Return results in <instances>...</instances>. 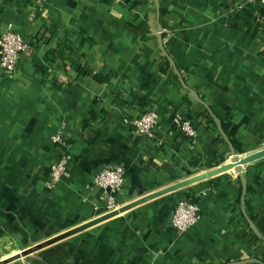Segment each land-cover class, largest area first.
Segmentation results:
<instances>
[{"label":"crops","instance_id":"1","mask_svg":"<svg viewBox=\"0 0 264 264\" xmlns=\"http://www.w3.org/2000/svg\"><path fill=\"white\" fill-rule=\"evenodd\" d=\"M159 22L186 83L236 130L237 153L264 149V3L160 0L158 17L154 0H0V36L13 26L30 42L16 73L0 69L2 260L223 264L264 258L235 169L149 197L233 157L161 50ZM150 107L159 113L152 138L124 121ZM179 111L191 115L196 140L182 130ZM62 154L68 168L53 186L51 166ZM115 164L127 170L117 209L134 205L47 244L114 211L95 177ZM244 173L252 189L246 199L264 235V157L246 164ZM192 195L200 199L201 218L179 232L176 205Z\"/></svg>","mask_w":264,"mask_h":264},{"label":"built area","instance_id":"2","mask_svg":"<svg viewBox=\"0 0 264 264\" xmlns=\"http://www.w3.org/2000/svg\"><path fill=\"white\" fill-rule=\"evenodd\" d=\"M38 2L46 0H37ZM264 3V0H250ZM30 48V42L22 32L9 26L0 36V69L8 75H13L19 67V59L22 52ZM180 126L186 135L196 140L197 129L188 112H178ZM124 121L133 126L136 132L143 137L152 138L155 136L156 127L159 121V113L154 107H150L135 117H126ZM54 140L61 142L62 137L55 135ZM243 155V154H241ZM68 155L61 157L51 166L50 181L53 186L57 185L68 168ZM127 180V170L124 165L115 164L104 167L95 177V184L105 193L107 198V209L115 210L119 207V193ZM201 218V207L199 203L191 199H181L175 208L173 217L174 226L179 232H184L195 225Z\"/></svg>","mask_w":264,"mask_h":264},{"label":"water","instance_id":"3","mask_svg":"<svg viewBox=\"0 0 264 264\" xmlns=\"http://www.w3.org/2000/svg\"><path fill=\"white\" fill-rule=\"evenodd\" d=\"M155 3H156V6H157V15L158 17H160V0H154ZM158 30H159V33H158V39H159V44H160V48L161 50L163 51V53L170 59L172 65H173V68H174V71L175 73L178 75L179 79H180V82L182 83V85L188 90L189 94L197 101L201 102L205 107L206 109L209 111V113H211L212 117L214 118L218 128H219V131L222 135V137L225 139V141L228 143L229 147H230V150H231V155L233 156L232 157V161H230L229 163L225 164L224 166L218 168V169H215V170H212L208 173H204V174H201L199 176H196V177H193L191 179H188V180H185V181H182L176 185H173L171 187H168L160 192H157L153 195H150L149 197H154V196H157V195H160V194H163L165 192H168V191H171L173 189H176V188H179V187H182L184 185H188L190 183H193L195 181H198L200 179H204L208 176H211V175H214L218 172H221L223 170H230V169H235L236 171V174L239 176L240 180H241V183H242V201H244L246 199V194L248 192V182H247V178H246V175L244 173V167L246 164L252 162V161H255L257 159H260L262 157H264V149L263 150H260V151H257V152H253V153H248L247 155H241V154H238L232 141L230 140V137L228 136V134L226 133L224 127H223V124H222V121L221 119L213 112V110L211 109V107L206 103V101L204 99H202V97L199 95V93L193 89L191 86H189L184 77L182 76L181 72L179 71V69L177 68L176 66V63L174 61V59H172V57L168 54V52L166 51L165 47H164V43H163V35H162V26L159 22V25H158ZM149 197H146L144 199H142L140 202L142 201H145L147 200ZM136 204V203H135ZM134 204H129V205H125L123 207H121V209H116L114 210L113 212H111L110 214L106 215V216H103L99 219H96L82 227H79L71 232H68L66 234H63L61 236H58V237H55L54 239L50 240L47 242L48 243H52L54 241H57L65 236H68L72 233H75L81 229H84L88 226H91L101 220H104L110 216H113V215H116L128 208H130L131 206H133ZM246 218L249 222V225L250 227L253 229V231L259 236V237H263L262 234L260 233V231L258 230L255 222L250 218V216H248L246 214ZM264 238V237H263ZM45 245V243H42L40 245H38L36 248H30L26 251H24V255H27L39 248H42L43 246ZM5 260H0V263H3ZM246 263H257V264H264V260L261 259V258H247V259H242V260H237V261H229V262H226V263H223V264H246Z\"/></svg>","mask_w":264,"mask_h":264},{"label":"trees","instance_id":"4","mask_svg":"<svg viewBox=\"0 0 264 264\" xmlns=\"http://www.w3.org/2000/svg\"><path fill=\"white\" fill-rule=\"evenodd\" d=\"M80 70H81V72L84 73V74H90V72L88 71L87 68H86V69H84V68H80ZM173 75H174L175 77H177V75H176L175 73H173ZM95 77H96L97 79L101 80V81L104 79V78H102V77H101L100 75H98V74H95ZM205 111H206V113H207V116L211 119L212 123H213V124H216V122H215L214 118L212 117L211 113H209V111H208L207 109H206ZM189 115H190V114H189ZM190 116H191V115H190ZM222 124H223V127H224L226 133H227L228 136L231 138V140H232V142H233V144H234L236 150H239L240 146H239V144H238V142H237V140H236V138H235L236 130H235V129H232V130L228 129V127H227V125L225 124L224 121H222ZM251 191H252V189H251V187L249 186V187H248V192H251ZM191 201H192V202L199 203L200 199H199V197H197L196 195H192V197H191ZM240 202H241V205H242V207H243V210H244L245 215H246V214L248 215V214L250 213V215H248V216H250V218L255 222V216H254V214H253V207H252L250 201H249L248 199H245L244 201H242V200H241V197H240ZM6 233H7L6 230L0 225V237L4 236ZM254 233H255V232H254ZM255 235H256L257 239H253V240H254V241L259 240L260 243L262 244V246L264 247V238H263L264 235H262L263 237H259L256 233H255ZM256 242H257V241H256ZM0 255H1V253H0ZM256 256H257V258H262V257L260 256V254H257ZM262 259L264 260V258H262ZM0 264H23V262L20 261V260H18L17 258H13V259H10V260H7V261H4L3 263H0ZM34 264H48V263H47L46 261L42 260V259H36V260L34 261Z\"/></svg>","mask_w":264,"mask_h":264},{"label":"rangeland","instance_id":"5","mask_svg":"<svg viewBox=\"0 0 264 264\" xmlns=\"http://www.w3.org/2000/svg\"><path fill=\"white\" fill-rule=\"evenodd\" d=\"M10 259H13V258H10ZM10 259H6L5 261L10 260ZM0 260H2V257L0 258Z\"/></svg>","mask_w":264,"mask_h":264}]
</instances>
